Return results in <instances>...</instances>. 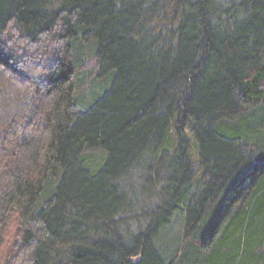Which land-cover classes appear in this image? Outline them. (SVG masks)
<instances>
[{
	"label": "trees",
	"instance_id": "16d2710c",
	"mask_svg": "<svg viewBox=\"0 0 264 264\" xmlns=\"http://www.w3.org/2000/svg\"><path fill=\"white\" fill-rule=\"evenodd\" d=\"M0 264H264V0H0Z\"/></svg>",
	"mask_w": 264,
	"mask_h": 264
},
{
	"label": "rangeland",
	"instance_id": "374dc122",
	"mask_svg": "<svg viewBox=\"0 0 264 264\" xmlns=\"http://www.w3.org/2000/svg\"><path fill=\"white\" fill-rule=\"evenodd\" d=\"M9 245V244H8Z\"/></svg>",
	"mask_w": 264,
	"mask_h": 264
}]
</instances>
